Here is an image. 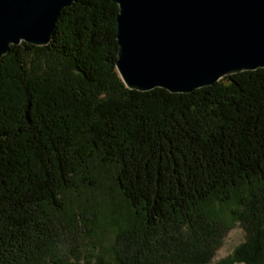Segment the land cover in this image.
Returning <instances> with one entry per match:
<instances>
[{
    "label": "trees",
    "instance_id": "obj_1",
    "mask_svg": "<svg viewBox=\"0 0 264 264\" xmlns=\"http://www.w3.org/2000/svg\"><path fill=\"white\" fill-rule=\"evenodd\" d=\"M118 13L76 0L48 46L0 59V264H264V69L129 90ZM101 171L115 197L93 211L78 194Z\"/></svg>",
    "mask_w": 264,
    "mask_h": 264
},
{
    "label": "water",
    "instance_id": "obj_2",
    "mask_svg": "<svg viewBox=\"0 0 264 264\" xmlns=\"http://www.w3.org/2000/svg\"><path fill=\"white\" fill-rule=\"evenodd\" d=\"M76 0H0V59L21 43L48 46ZM116 69L129 90L191 94L264 69V0H112Z\"/></svg>",
    "mask_w": 264,
    "mask_h": 264
},
{
    "label": "rangeland",
    "instance_id": "obj_3",
    "mask_svg": "<svg viewBox=\"0 0 264 264\" xmlns=\"http://www.w3.org/2000/svg\"><path fill=\"white\" fill-rule=\"evenodd\" d=\"M98 180H99L98 187L84 188L78 194V199L82 200L83 202H86L89 209H92L93 211L98 210V205L100 204H102L100 206V209H103L106 204V203L103 204L104 200L112 201V199L115 197L113 196L114 193L108 192L109 190L113 192V186H114L111 176H109V173L101 171ZM244 238H245V231L243 230L240 224L236 223L225 236L222 245L219 247V249L216 252V256L213 260V263H216L220 259L230 255L233 252V250L241 242H243ZM84 242L86 243V241ZM65 244L67 246L66 249L71 248V241H68Z\"/></svg>",
    "mask_w": 264,
    "mask_h": 264
}]
</instances>
